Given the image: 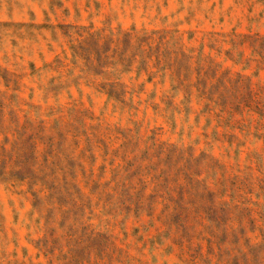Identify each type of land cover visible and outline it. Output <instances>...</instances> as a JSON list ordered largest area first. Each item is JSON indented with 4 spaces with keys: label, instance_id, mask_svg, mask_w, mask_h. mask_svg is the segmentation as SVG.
Returning <instances> with one entry per match:
<instances>
[{
    "label": "rangeland",
    "instance_id": "1",
    "mask_svg": "<svg viewBox=\"0 0 264 264\" xmlns=\"http://www.w3.org/2000/svg\"><path fill=\"white\" fill-rule=\"evenodd\" d=\"M110 30L153 33L166 54L159 62L153 54L146 70L137 56L132 71L120 72L125 46L106 56L101 36ZM257 34L264 36V0H0V264H264V66L249 40ZM129 45L127 56L134 39ZM181 47L193 50L185 76L176 73ZM115 82L134 90L125 97L137 109L107 102L101 85ZM204 89L217 99H247L230 129L232 144L226 126L203 111ZM134 120L144 137L156 133L196 154L212 146L226 166L225 177L210 183L214 194L181 199L182 179L161 188L152 182L140 219H124L126 196L109 180ZM243 121L249 126L240 129ZM49 147L62 164L84 165L75 170L81 184L90 168L102 174V193L84 188L68 214L53 212L52 223L46 207L33 206L25 181L7 182L42 176L16 166L18 148L33 150L41 168L57 159L56 151L47 156ZM174 210L181 227L171 222Z\"/></svg>",
    "mask_w": 264,
    "mask_h": 264
},
{
    "label": "trees",
    "instance_id": "2",
    "mask_svg": "<svg viewBox=\"0 0 264 264\" xmlns=\"http://www.w3.org/2000/svg\"><path fill=\"white\" fill-rule=\"evenodd\" d=\"M143 32H120V30L114 32L113 30H110L108 35L101 36L106 40L108 45L105 51L106 56H108L110 50L117 49L118 44L125 46L121 52V56L120 53H118L120 62L116 65L120 64L122 66L120 72L132 71V63L137 56H139L137 60L139 62V68L146 70L148 59L153 54L157 53L156 58L158 62L161 61L166 54L162 49L164 46L162 45L163 38H159L158 41H156L153 33L148 34ZM90 35H93L95 38L98 35L100 36L98 31L90 32ZM131 39H134L136 47L131 56H127V48L130 46L129 43ZM249 40L253 47L254 54L259 57L257 60L258 64L260 63L264 66V36L258 34L253 35L249 37ZM152 43H154L155 46ZM112 45L114 48H112ZM176 51L179 52L177 53L176 73L185 76L190 70V60L193 57L190 53H193V50L189 49L186 51L181 47V49H176ZM122 58L126 64H124ZM96 70L99 69L97 68ZM195 70L197 71V69ZM147 71L149 72L150 77L156 73L150 70ZM249 83L251 84L250 80ZM127 87L128 86L123 82L104 83L101 85V89L107 94V102L113 99L123 104V106L137 109L133 96L129 99H126L125 97L127 92L134 93V90L128 91ZM144 87L145 83H142L141 88L136 91H142ZM201 93L205 95V99L207 100L205 105L206 109H203V111L211 113L209 114L211 116H216L219 119V122L226 126V129L229 130V132L226 131L223 135L227 137V141L232 144L235 141L236 136L231 134L230 129L235 126V118L244 115V106L248 102L247 99H230L226 96H221L217 99L212 96V91H206L205 89L202 90ZM186 100L188 102L190 101L189 98ZM189 109L190 108H188V110ZM172 119L174 121V116H172ZM80 122L82 123V121ZM133 124L136 126V129L133 130V134L129 137L126 136L121 144V147L123 148V155L121 156L123 163H119L113 167L112 172L114 174L109 180V183L114 184L111 186V190L117 191L120 189L123 191L122 194L126 196L125 201L121 202V206H119L124 214V219H128L131 213H133L132 215L136 219H140L142 215L140 211L145 203L143 202L142 197L146 192V187H149L152 182L161 188L164 181L168 179L171 181L182 179L184 184L180 185V189L178 190L181 199H183L185 195L190 194L191 191H193L196 196H202V194L205 193L209 195L214 194L213 187L210 183L211 181L215 183L219 180V173H222L223 177H225L226 166L214 156L212 146H210L209 149H202L196 154L193 146H184L178 145L177 143L160 141L159 138H157L156 133L144 137L140 134L141 125L136 120L133 121ZM245 126L249 125L246 124V121L245 123L243 121L240 125V129ZM234 128H236V126ZM215 133L216 136H218V132L215 131ZM82 135H85V141L87 145L91 147L92 138L90 135L87 134L86 131L82 132ZM99 140L101 142V139ZM59 150L62 151L61 148H59ZM89 150L90 149L85 147V152ZM54 151L57 152V159L51 161V163H44L41 168H39L36 166L37 164L34 160L33 150L30 152L32 161L28 162L30 158L29 152L18 148V155L21 156L23 160H21V164H16V166L21 170L25 169V171H41L42 176H28L26 174L19 177L16 176V180L7 181L11 183L15 181H25L27 183L28 191L33 196V206L39 209H43L44 207L47 208L49 212L47 223L55 221L53 212L56 210H60L63 214H68L67 212H70L72 209L71 207L75 205V195H82V190L84 188H88L92 194L102 193L100 182L102 174L97 175L94 173V170L90 168V175L87 180H84L83 184H81L75 174V170L77 166L84 167V165L81 162L73 161L72 159H70L71 162H68V164H62V159L58 157L57 148H46L47 156H55L52 155V152ZM129 153L133 154L129 156ZM91 157L92 161H94L95 156L93 153ZM109 183H105L104 189L109 186ZM134 190L135 196L138 200H134L133 202L131 200V191ZM150 196L154 195L151 194ZM172 214L176 216L177 219L171 221L172 224L181 227L183 225L181 210H174ZM148 215L151 214L149 213ZM51 229H53L52 226ZM96 235H99L98 232L93 231L92 229L91 236Z\"/></svg>",
    "mask_w": 264,
    "mask_h": 264
}]
</instances>
